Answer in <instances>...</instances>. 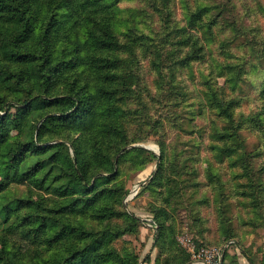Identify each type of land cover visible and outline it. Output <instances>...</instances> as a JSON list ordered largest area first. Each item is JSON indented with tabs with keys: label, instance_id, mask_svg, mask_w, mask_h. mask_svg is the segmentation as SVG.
I'll return each instance as SVG.
<instances>
[{
	"label": "rangeland",
	"instance_id": "rangeland-1",
	"mask_svg": "<svg viewBox=\"0 0 264 264\" xmlns=\"http://www.w3.org/2000/svg\"><path fill=\"white\" fill-rule=\"evenodd\" d=\"M110 3L121 40L114 73L81 77L70 45H48L49 59L66 57L57 88L47 92L30 62L21 84L0 77V154L51 117L39 142L47 150L24 156L29 168L41 161L37 182L4 188L22 205L12 215L39 209L112 229L109 264H214L212 249L218 264H264V0ZM25 65L0 49V67ZM80 92L90 100L86 126L61 114ZM38 93L48 95L31 98ZM9 229L8 247L27 252Z\"/></svg>",
	"mask_w": 264,
	"mask_h": 264
},
{
	"label": "trees",
	"instance_id": "trees-1",
	"mask_svg": "<svg viewBox=\"0 0 264 264\" xmlns=\"http://www.w3.org/2000/svg\"><path fill=\"white\" fill-rule=\"evenodd\" d=\"M112 10L110 0H0V25L8 24L5 30L0 28V49L9 58L26 64L20 71L0 67V77L9 81L16 80L21 84L22 78L28 74L27 63L30 62L45 77L47 92L51 91L53 84L57 88L60 81L58 77L64 66L62 61L66 57L49 59L48 45H70L68 52H74L72 62H77V66L84 70L81 77L87 71L95 72L97 76L106 75V72L114 73L113 68L117 67L114 51L121 45V40L118 35V17ZM30 45H42V55L36 54V47ZM52 51L54 55L53 46ZM40 56L44 58L42 63L37 61ZM43 64L46 65L42 66ZM46 95L48 94L38 93L31 98ZM68 98L69 102L75 98L74 103L63 107L62 116L76 124L82 119L86 126L85 112L90 104L88 95L82 92L76 95L68 93ZM31 106L29 103L23 106V118L29 114ZM50 118L43 120L37 135L22 142L17 141L16 146L0 154V264H109L103 238L113 233L112 229H88L84 225L69 223L61 216L50 219L39 209L12 215L22 205L15 210L18 204L16 199L6 198L3 194L4 188L14 180L31 181L34 184L37 182V169L42 167V163L39 161L29 168L24 156H28L30 150H47L39 142L43 126ZM3 122L5 121L0 123L1 126ZM7 128L4 123L0 130V140L1 131ZM73 173L81 181V187L89 185L86 181L87 171L83 166L78 165ZM87 199L85 197L82 201ZM78 201L79 198L69 199L68 204ZM65 205L67 204L64 202L60 203V208ZM133 218L138 220L135 216ZM50 220L54 222L51 223ZM8 228L10 232L15 230L13 235L19 233L21 241L26 243H21L20 246L26 247L27 252L17 253L8 247L7 240L2 236V231ZM6 235L8 236V232ZM50 250L51 253L44 257ZM21 253L25 255V259L20 256Z\"/></svg>",
	"mask_w": 264,
	"mask_h": 264
},
{
	"label": "built area",
	"instance_id": "built-area-1",
	"mask_svg": "<svg viewBox=\"0 0 264 264\" xmlns=\"http://www.w3.org/2000/svg\"><path fill=\"white\" fill-rule=\"evenodd\" d=\"M219 256H220V251L217 249H212L209 255V257L212 259H209V260L212 261L214 264H218L220 261Z\"/></svg>",
	"mask_w": 264,
	"mask_h": 264
},
{
	"label": "water",
	"instance_id": "water-1",
	"mask_svg": "<svg viewBox=\"0 0 264 264\" xmlns=\"http://www.w3.org/2000/svg\"><path fill=\"white\" fill-rule=\"evenodd\" d=\"M221 264H223V259L221 260Z\"/></svg>",
	"mask_w": 264,
	"mask_h": 264
}]
</instances>
